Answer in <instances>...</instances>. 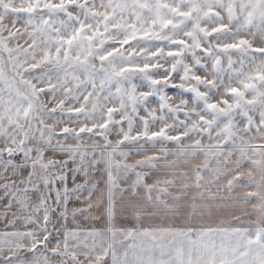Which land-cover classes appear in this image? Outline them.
Returning <instances> with one entry per match:
<instances>
[{
    "label": "snow or ice",
    "instance_id": "obj_1",
    "mask_svg": "<svg viewBox=\"0 0 264 264\" xmlns=\"http://www.w3.org/2000/svg\"><path fill=\"white\" fill-rule=\"evenodd\" d=\"M0 264H264V0H0Z\"/></svg>",
    "mask_w": 264,
    "mask_h": 264
}]
</instances>
